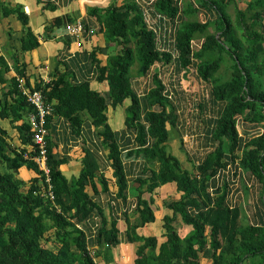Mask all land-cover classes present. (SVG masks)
Listing matches in <instances>:
<instances>
[{
  "label": "trees",
  "instance_id": "1",
  "mask_svg": "<svg viewBox=\"0 0 264 264\" xmlns=\"http://www.w3.org/2000/svg\"><path fill=\"white\" fill-rule=\"evenodd\" d=\"M233 1L190 0L183 7L176 0L151 3L153 11L178 20L175 48L179 56L175 60L171 52L160 49L136 0L95 7L89 14L97 18L111 49L106 61L97 57V49L92 55L98 79L110 86L108 93L92 88L88 78L72 81L67 72L34 87L42 89L49 102L55 100L48 128L54 115L65 117L77 133L82 132L86 120L102 128L99 137L109 150L116 196L127 207L122 212L127 221L124 233L118 226L120 216L112 210L109 219L107 207L88 191L91 186L98 193L97 180L103 192L110 191L105 175L108 164L103 163L98 149H86L80 173L69 179L60 167L66 158L55 157L48 136L54 201L44 194L47 176L33 157L35 145L26 120L34 106L22 93L19 80L13 78L10 88L0 95V117L13 122L25 119L20 126L22 141L31 148L12 146L0 126V264H100L98 256L114 261L113 248L122 241L140 243L134 264H204L205 258H210L211 264H264V0H249L245 9L237 7L236 23L229 11ZM204 9L215 12V19L206 14L205 20L190 18ZM10 11L18 13L26 28L23 47H37L39 39L28 26L26 12L20 8ZM212 19L214 31L209 30ZM201 36L204 44L192 56L191 40ZM224 52L233 59L232 76L225 81L216 76ZM136 59L140 77L151 74L157 61H173L178 71L194 66L212 83L209 100L199 103L201 111L208 112L204 145L212 149L195 163L196 172L184 167L166 146L169 124L177 126L179 122L180 104L166 93L167 86L157 72L145 96L138 93L134 84L140 80L132 72ZM18 72L24 76L23 68ZM0 79L3 81L1 74ZM128 98L122 133L112 127L107 112ZM212 110L214 114H210ZM128 131L133 136L127 143L136 146L129 148V153L142 155L145 161L142 174L133 180L121 143V136L125 139ZM152 162L159 167H150ZM23 166L35 170L36 175L28 181L20 177ZM240 170V180H246L248 188L262 189V198L254 200L251 222L243 203L245 189H235L233 184ZM168 182L177 183L181 196L165 202L173 215L164 217L166 240L160 243L157 235H142L138 228L156 220L153 194ZM146 192L151 193L149 199ZM132 198L138 214L134 222L129 216ZM95 217L101 221L96 228L90 224ZM179 219L188 233L177 229L174 222ZM43 240L52 241L54 247Z\"/></svg>",
  "mask_w": 264,
  "mask_h": 264
},
{
  "label": "crops",
  "instance_id": "2",
  "mask_svg": "<svg viewBox=\"0 0 264 264\" xmlns=\"http://www.w3.org/2000/svg\"><path fill=\"white\" fill-rule=\"evenodd\" d=\"M125 1L0 0V74L3 77V81L0 79V95L3 96L10 88L13 78L18 80L22 79L28 88H34L37 84L48 83L55 76L63 72H67L72 81H81L84 78H88L92 88L106 95L110 86L107 81H100L98 79L97 65L94 61L95 58L92 55V51L97 49V57L100 60L106 61L111 48L105 40L104 34L98 28L99 22L97 18L89 14V11L95 7L107 8L111 4L121 5ZM136 1L144 8L145 1L150 0ZM248 1L234 0L232 5L235 6V9L237 7L245 9ZM14 8H20L28 15V26L31 27L33 33L39 39V45L37 47L32 49H25L23 47L22 38L26 33V28L18 13L16 11H10ZM201 13L209 15L214 19L217 15L215 12H209L207 9H204ZM79 19L83 20L88 27H97L98 29L94 34L86 33L81 40H77L69 34L68 26ZM19 68L24 69V76L19 74ZM179 72L176 69L175 73L177 76L174 75L173 79L181 83L179 78L181 73L179 74ZM176 90L180 91L181 89ZM138 93L140 94V91ZM180 95L184 96L182 92L175 96V102L177 104L182 103V99H184ZM9 99L11 100L10 97ZM128 99L123 104L124 111L122 114L121 112H117V108L112 106L109 107L107 112L109 122L111 118L112 127L122 133L125 128V108L131 101L130 99L128 101ZM203 100L207 101L209 98ZM118 107V109H121V105ZM110 109H113L112 112ZM24 120L20 119L13 122L11 118L0 117V126L7 131L6 138L12 146L19 148L26 146L30 149V144H24L22 141L23 131L20 129V126ZM26 120H28V115L26 116ZM100 131H102V128L94 126L89 120H86L82 132L77 133L65 117L54 115L50 120L49 138L55 157L58 159L66 158L60 167L69 179L78 176L80 173L83 167V158L86 154V149L99 150L101 160L103 163L108 164L105 175L110 180V191L108 193L103 192L102 184L98 180V193L91 186H88V191L95 199L100 200L107 207V216L109 219H111L112 210L113 213L120 216L118 226L124 233L127 228V221L125 215L122 216V212L127 207L120 199H117V186L113 176V169L107 159L109 150L102 145V140L99 137ZM126 136L125 139L121 136L123 159L128 175L133 180L142 174L145 161L142 155L129 153L128 149L135 148L136 146L134 142L131 144L127 143V139L133 136L132 133L128 131ZM131 140L133 141V138ZM149 165H151L150 167H159V164L155 162ZM35 175V170L27 166H23L19 170V176L26 181ZM150 196L151 193H145L146 198L149 199ZM180 196L181 192L178 191L176 182H168L158 187L153 194L154 202L152 205L156 213V220L139 227L138 233L142 235H157L160 243L165 241L166 236L163 235L165 232L163 227L164 217L166 215H173V210L168 208L165 202L169 199H178ZM133 199L130 201L129 216L134 222L138 219V214L134 213L135 204ZM93 219V221H90L91 225L101 222L100 217ZM145 227L147 228L145 229ZM154 228L157 229L155 230ZM139 244V242L122 241L113 248L114 261H111V259L106 261L103 256H98V261L101 264H134Z\"/></svg>",
  "mask_w": 264,
  "mask_h": 264
},
{
  "label": "rangeland",
  "instance_id": "3",
  "mask_svg": "<svg viewBox=\"0 0 264 264\" xmlns=\"http://www.w3.org/2000/svg\"><path fill=\"white\" fill-rule=\"evenodd\" d=\"M187 1L189 2L190 0H183L184 5L188 3ZM229 11L232 14L233 21L236 23L237 13H236L235 6L234 5L230 6ZM201 12H203V10H201L200 12H197L194 15H191L190 18L205 20L206 15ZM212 21L213 23L209 28L210 31H214L216 28L214 19H212ZM115 50L117 51L118 49L115 48ZM222 55H223V62L216 76L220 78L221 80L225 81V80L230 79L232 76L233 59L226 52H224ZM161 65H162V68L160 69L158 67H154L152 74L157 72L159 76L163 77V79L165 80V82L168 84L169 87H173V89L176 91L175 92L176 95L180 92H182V94L184 95V96L180 95V97L184 99H182V103H180L179 105L180 119H179L177 126L169 124L170 140L166 144L167 150L173 153L174 155H176L181 160L182 165L184 167L196 172L197 168H196L195 163L197 164L198 160L201 159L203 156H205L212 149L211 146L207 147L204 145L205 134H206L205 117L208 114V112L207 110L201 111L202 108H200V105H199V103L203 101V98H204L203 94L209 93V98H210V89L212 87V83L203 79L202 76L199 74L196 67L193 70L186 69L187 71L185 73L184 78H182V72H184V69L181 72H179L181 73L179 75L181 83H179L178 81H173L174 80L172 79V77L174 76L173 70H170L172 68L171 66L172 63L163 61ZM138 68H139V63L137 62V59H136V61L134 62L132 66V72L134 74V78L137 80H141V81L137 86L136 84H134V86L137 91H140L141 95L144 92L143 96H145L149 86L148 84L146 85V83L144 85L142 77L137 75ZM263 79H264V76H263ZM174 82H176V85H177L176 87L173 86ZM176 89H181L182 91L181 90L178 91ZM174 98H175V95H174ZM175 99L173 101H175ZM128 101L130 100L128 99ZM118 108L119 107H117L116 111L121 112L122 114L124 111L123 105L121 106V109H118ZM112 110L113 109H110L111 112ZM197 110H199V112ZM214 113L215 112H213L212 110V113L210 114H214ZM110 123H111V118H110ZM244 183L246 184L245 185L246 187L244 186ZM247 186L248 185H247L246 180L243 179L242 181L241 180L239 181L238 187L242 188L243 190L245 189L243 203L246 204L245 205L246 207L244 205L243 206L246 209L248 220L251 222L252 221L251 216L253 214V211H255V207H254L255 201L257 202L258 199L262 198V189L260 190V186H259L258 189L253 191L251 187L250 189L248 188L249 186L248 187ZM169 200H172V199H169ZM174 224L176 225L177 229L179 230L181 234L188 233V229L186 225H183V222L181 219L175 221ZM149 227H151V225H149ZM146 228L147 227H145V229ZM43 243L54 247L52 241L43 240ZM96 260H99V257H97ZM211 262L212 261L210 258L204 259V264H211Z\"/></svg>",
  "mask_w": 264,
  "mask_h": 264
},
{
  "label": "built area",
  "instance_id": "4",
  "mask_svg": "<svg viewBox=\"0 0 264 264\" xmlns=\"http://www.w3.org/2000/svg\"><path fill=\"white\" fill-rule=\"evenodd\" d=\"M154 0L145 1V5L143 8L144 17L148 24V26L155 32L157 42L160 46V49L165 52H171L172 53V59L175 60L179 56L178 51L176 50V31H177V24L178 20L174 21L172 18L164 16L160 12H154L153 7L151 6V3ZM179 2L180 6L183 7L184 3L183 0H176ZM99 28V26H98ZM97 27H88L86 23L79 19L68 26V32L69 34L76 38L77 40H81L85 36L86 33L88 34H94ZM205 41V37L201 36L198 38H193L191 40V48H192V56H194V52L200 48H202ZM161 63L163 61H157L153 67H158L159 69L162 68ZM172 63V68L170 70H173V74L176 75V64ZM194 66L188 67V69L193 70L192 68ZM183 70V69H182ZM181 70V71H182ZM184 69V72H182V78L185 77V73L187 71ZM180 71V72H181ZM172 73V71H171ZM152 74V73H151ZM149 74L147 77H142L143 83L145 85L148 84L150 86L152 82V75ZM180 74V73H179ZM177 76V75H176ZM160 78L163 79L162 76ZM177 78V77H176ZM173 79V77H172ZM175 80V79H174ZM173 80V81H174ZM164 83L167 86V89L165 90L166 93H168L169 97L173 100L175 94V90L173 87H169L168 84L163 79ZM172 85V84H171ZM174 87H176V84H173ZM19 87L22 91V93L27 98V101L34 106V110H32L28 114V121L31 125V132L33 136V142L35 145H33L35 155H33L34 159L38 162L41 169L45 171V174L47 176L46 180L48 181V186L45 189L44 194L49 197L51 200L54 201L55 194L52 190V184L50 179V167L48 165L49 157H48V136H49V128H48V118L50 115H53L54 112V102H49L44 94V91L42 89L38 88H28L22 79L19 80ZM144 94V92H143ZM142 94V96H143ZM203 99L209 98V93L203 94ZM199 112V110H197ZM234 171V170H233ZM241 171H238L236 174L235 182L233 183L235 185V189H237L240 177H241ZM227 175L230 173V171H226ZM235 173V172H234ZM229 176V175H228ZM232 198L234 199L232 202L235 203L236 199L235 197V190L232 192ZM98 224H95L94 227L96 228Z\"/></svg>",
  "mask_w": 264,
  "mask_h": 264
},
{
  "label": "bare ground",
  "instance_id": "5",
  "mask_svg": "<svg viewBox=\"0 0 264 264\" xmlns=\"http://www.w3.org/2000/svg\"><path fill=\"white\" fill-rule=\"evenodd\" d=\"M238 11H239V8H238Z\"/></svg>",
  "mask_w": 264,
  "mask_h": 264
}]
</instances>
